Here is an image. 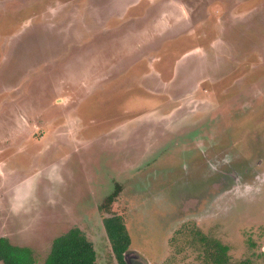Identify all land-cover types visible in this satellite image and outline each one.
<instances>
[{"label":"rangeland","instance_id":"374dc122","mask_svg":"<svg viewBox=\"0 0 264 264\" xmlns=\"http://www.w3.org/2000/svg\"><path fill=\"white\" fill-rule=\"evenodd\" d=\"M192 46L191 61L212 62L207 82L221 79L219 105L254 84L264 93V0H0V239L44 264L78 228L98 264H117L104 221L120 217L129 264H264V136L247 159L213 166L205 184L227 177L226 191L198 213L180 206L204 200L202 186L120 192L189 133L183 116L208 109L204 78L169 87Z\"/></svg>","mask_w":264,"mask_h":264},{"label":"flooded vegetation","instance_id":"af4514ba","mask_svg":"<svg viewBox=\"0 0 264 264\" xmlns=\"http://www.w3.org/2000/svg\"><path fill=\"white\" fill-rule=\"evenodd\" d=\"M205 37L207 38V36ZM193 47L179 53L173 68V82L169 87L174 86V83L175 85L177 82L180 83L182 80H190L189 82L194 83L196 77L204 78L205 81L203 82L206 83L211 92L209 96L211 99L206 100L208 102V109L199 111L192 117L183 116L179 120L178 125L180 127L185 121L192 124L190 130L185 132L190 133L194 128L192 133L179 136L180 139H174L171 149H168L164 154L158 156L152 163H146L144 171L141 172L144 180L142 184H139L134 179L138 176L139 172L130 175L127 174L123 182L118 181L121 184L119 188H122L120 192H123L124 188L127 192H130L131 188H136L140 193L139 195L158 189L157 193H163L160 194L161 196L166 195L165 192L178 196L186 194L185 196H187L191 192L195 193L196 190L192 187L202 186L204 192H197L196 194L202 195L204 200L189 198L180 206L183 211L182 214L198 213V210H201V207L208 197L222 194L223 191H226V189L224 190V182L227 181V177H223L221 180L219 179L220 181L217 184H212L211 181L209 184H205L208 182L209 172L211 173L212 171V175L215 176L213 166H219V164L231 161L235 157V162L240 156L241 158L247 159L245 150H248L249 147H255L254 144L259 143L264 136V129L261 134L259 132L261 127L264 128V93L260 94L258 92L260 91L259 88H256V91L253 90V87H258L259 85L254 84V86H251V91L245 95L237 94L229 103H225V106L219 105L217 89L214 85L221 79L214 81L213 78L212 80L214 82H207L211 80L208 78V72L212 66V62L208 63L205 60L202 63L201 56H198L200 58L198 61H191L192 57H189L188 54H196L197 52V47H195L196 49H193ZM210 49H214V47L210 46ZM200 53L206 54L205 50ZM155 57L157 58L152 56L150 59H160L158 56ZM134 59L136 58L134 57ZM205 59H207V55ZM157 65L150 75L152 77L162 75L163 77L161 78L159 76V79L162 80L161 86L164 87L168 84L164 76L167 73H163L162 69ZM153 73L155 74L152 75ZM199 95L201 97L203 96L200 92ZM165 102H168L167 97L163 103L166 104ZM223 174L228 175L226 172ZM118 182L116 183L118 184ZM166 182L170 183V185L167 186ZM178 183L179 190L176 188L173 189V184L177 185ZM182 184H187L190 187L186 189ZM114 193H116V186Z\"/></svg>","mask_w":264,"mask_h":264},{"label":"trees","instance_id":"16d2710c","mask_svg":"<svg viewBox=\"0 0 264 264\" xmlns=\"http://www.w3.org/2000/svg\"><path fill=\"white\" fill-rule=\"evenodd\" d=\"M104 227L117 264H129L127 257L132 238L122 218L106 219ZM0 261L3 264H35L30 249L13 246L5 238L0 239ZM44 264H98L97 253L83 231L74 228L54 240Z\"/></svg>","mask_w":264,"mask_h":264},{"label":"clouds","instance_id":"9594fccd","mask_svg":"<svg viewBox=\"0 0 264 264\" xmlns=\"http://www.w3.org/2000/svg\"><path fill=\"white\" fill-rule=\"evenodd\" d=\"M250 191H251L250 186H245L244 192L247 193V192H250Z\"/></svg>","mask_w":264,"mask_h":264}]
</instances>
